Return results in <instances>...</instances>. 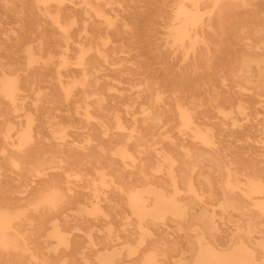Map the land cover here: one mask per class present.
Returning a JSON list of instances; mask_svg holds the SVG:
<instances>
[{
    "label": "rangeland",
    "instance_id": "374dc122",
    "mask_svg": "<svg viewBox=\"0 0 264 264\" xmlns=\"http://www.w3.org/2000/svg\"><path fill=\"white\" fill-rule=\"evenodd\" d=\"M189 1L0 0V79L21 78L17 107L0 96V210L19 215L9 233L26 248H0V264H264V195L244 193L264 174V0H200L196 41L177 45ZM148 99L160 126L137 146ZM178 107L210 145L183 129ZM51 186L62 201L48 210ZM129 190L153 215L139 221ZM177 201L189 207L172 211Z\"/></svg>",
    "mask_w": 264,
    "mask_h": 264
},
{
    "label": "bare ground",
    "instance_id": "6f19581e",
    "mask_svg": "<svg viewBox=\"0 0 264 264\" xmlns=\"http://www.w3.org/2000/svg\"><path fill=\"white\" fill-rule=\"evenodd\" d=\"M189 4L190 6H187L186 4H182L178 7V11L176 12V21L177 24L172 30V40L177 44L181 45V42H185V40L191 41V43H194L196 41V38L198 37V34L196 32L191 33L190 29L194 28L200 21H201V13H200V0H190ZM15 10V9H14ZM51 21L56 26L60 27L59 23V14L55 13L54 16L51 17ZM88 24V23H87ZM209 26V23L207 24ZM87 50L81 51L79 55V61L78 64L81 68L82 75L81 79L77 81L82 87H86L89 85V76L86 72L87 70V57L85 56V53ZM197 61V60H196ZM195 61V62H196ZM97 84V82H96ZM21 86V78L17 75L13 74H4L2 75V78L0 79V96L3 97L10 105L13 107H17V99L20 96L19 90ZM148 105L141 109L142 118H145L144 121H142L143 127L141 126V129L138 128V126L134 125L132 128L133 133H137L135 137V143L137 146L141 145V142L144 139V134L150 135L155 131L154 129L158 128L160 126V117L162 116L161 113L154 109V107L151 106L150 102L151 100L148 99ZM179 117L181 120V126L183 129L191 130L193 137L198 139L201 143L204 142L207 145H210L212 142L210 139V135L207 131H202L199 128H196L193 126V117L191 114H189L186 109L178 107ZM116 127L119 129H123L124 125L119 120V117H116L115 121ZM30 130L27 129L23 133L20 134V140H25L26 142L30 139ZM106 145V144H105ZM61 146V145H60ZM63 150V149H61ZM120 150L121 153V161H125L127 159L132 160V157L129 153L126 152V147L121 146ZM67 154L66 157L68 159H74L76 158L73 154L72 150H66ZM70 151V152H68ZM93 151V150H92ZM166 165L168 166V175L171 178L174 188L177 187L178 179L171 168L173 164V160L168 157L166 158ZM12 162V160L10 161ZM144 163L141 162L139 164V172L142 174V176L147 179V175L143 173ZM181 175V174H180ZM263 178H249L246 182L245 187V195L251 196L253 194H262L264 195V174L262 175ZM179 178H181L179 176ZM122 179V178H121ZM182 182H185V178H181ZM225 188L231 189L236 187L231 181L226 180L225 182ZM191 195H196V193L192 189V184L189 182L186 187ZM129 193V200L130 205L135 212L136 216L138 217L139 221L142 220L144 217H150L153 215L156 205H153V208H147L143 206L141 199H143V194L137 193V190H129L127 191ZM126 193V194H127ZM145 193L150 194L153 193L156 195V198H159L161 195L158 194V192L153 191V189L148 185L145 188ZM41 197L43 200L50 202L49 204H44L49 209H57L58 203L62 201V196L60 193V189H58L55 186H51L48 189H46L42 194ZM174 203V202H172ZM167 205V204H166ZM173 206V204H171ZM170 206V207H171ZM178 206L181 207L183 210H186L189 206L186 204H180L179 201L176 202L175 207L172 209V211H176L178 209ZM260 212L264 214V202L259 203L256 205ZM19 218V215H12L10 212L7 211H1L0 210V248L2 249H21L25 250L26 248L22 247L23 245L20 244L19 241V235L17 233H9V231L12 229V221L14 219ZM52 229L50 232V236L55 238L57 241L61 239V232L62 229L60 228L59 224L57 223V220H53L52 222ZM200 242V240H198ZM24 244V243H23ZM235 251V250H233ZM255 258V257H252ZM250 264H258L256 262H249ZM99 264H111V260L108 257H100L99 258ZM248 264V263H247Z\"/></svg>",
    "mask_w": 264,
    "mask_h": 264
}]
</instances>
